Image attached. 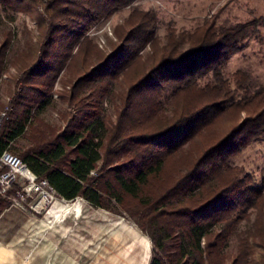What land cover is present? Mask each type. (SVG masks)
<instances>
[{"label":"trees","instance_id":"1","mask_svg":"<svg viewBox=\"0 0 264 264\" xmlns=\"http://www.w3.org/2000/svg\"><path fill=\"white\" fill-rule=\"evenodd\" d=\"M134 1L0 0L4 8L34 10L38 30L35 56H19L12 99L18 108L0 127V155L15 152L11 145L64 69L67 99L79 116L62 133L42 131L17 152L33 174L62 199L136 218L154 247L150 264H226L227 244L255 214L254 241L239 238L229 264H264L263 187L232 164L264 141V87L248 92L244 73L232 80L223 73L256 23L168 29L160 44L156 18L133 9L114 30L110 54L92 44L88 30ZM106 96L115 121L103 113Z\"/></svg>","mask_w":264,"mask_h":264},{"label":"rangeland","instance_id":"2","mask_svg":"<svg viewBox=\"0 0 264 264\" xmlns=\"http://www.w3.org/2000/svg\"><path fill=\"white\" fill-rule=\"evenodd\" d=\"M133 9L156 18L155 36L160 44L164 43L168 29L192 31L211 21L226 27L256 23L249 30L244 48L230 58L223 73L229 80L236 72L244 73L248 79V92L264 87V0H135L88 30L87 36L92 44L110 54L111 43L118 42L114 30L123 25ZM38 12H42L40 7ZM35 17L34 10L8 9L0 2V55L4 52L0 73V114L7 108L8 113L18 108L17 104H12V99L15 81L20 76L19 56L24 53L35 56L32 51L38 36ZM8 37L9 42L2 49ZM149 50L147 45L141 54ZM64 74L62 69L56 76L46 104L42 108H33L30 126L11 145L15 152L9 150V153L19 157L17 152L32 146L42 131L62 133L67 130V125H74L79 113L77 106L71 105L67 99L71 87L63 85ZM211 80L209 75L200 82ZM103 109L106 118L115 121L116 107L109 96L103 100ZM232 164L242 167L264 191L263 140L247 146ZM95 174L96 171L92 176ZM26 187V182H18L10 191L11 200L0 199V204L4 205L0 212V236L7 234L6 239L0 237V264H150L154 247L149 236L139 229L136 218L124 212L94 208L82 198L67 201L47 186L44 191L27 196L23 190ZM43 199V210L39 211L36 207ZM254 222L255 214H252L249 221L239 224L238 238L226 246V264L234 255L239 238L247 239L249 243L254 241L251 237L257 234ZM134 234L140 240H134ZM257 257L255 254L254 258Z\"/></svg>","mask_w":264,"mask_h":264},{"label":"built area","instance_id":"3","mask_svg":"<svg viewBox=\"0 0 264 264\" xmlns=\"http://www.w3.org/2000/svg\"><path fill=\"white\" fill-rule=\"evenodd\" d=\"M8 112L9 109L7 108L0 114V127L3 121L8 118ZM23 171H25L27 176H30L31 178L29 179L25 176L22 173ZM21 181L27 183V187L23 189L25 195L27 196H31L39 191H44L46 186L50 191L55 193L54 189L49 185L47 180L39 179L32 173L31 170H29L19 157L9 153L8 151H4L0 155V199L11 200L10 191L12 190V187Z\"/></svg>","mask_w":264,"mask_h":264},{"label":"bare ground","instance_id":"4","mask_svg":"<svg viewBox=\"0 0 264 264\" xmlns=\"http://www.w3.org/2000/svg\"><path fill=\"white\" fill-rule=\"evenodd\" d=\"M25 176H27V174H26V172L25 171H23L22 172ZM29 179L31 178L30 176H27ZM45 199H43L40 203H39V205H38V207H36L39 211H42L43 210V204H44V201ZM46 205V204H45ZM128 231H130L129 229H128ZM131 233V232H130ZM137 237V239H139V237L138 236H136ZM135 240V239H134ZM135 243V242H134ZM146 245H147V243H146Z\"/></svg>","mask_w":264,"mask_h":264},{"label":"crops","instance_id":"5","mask_svg":"<svg viewBox=\"0 0 264 264\" xmlns=\"http://www.w3.org/2000/svg\"><path fill=\"white\" fill-rule=\"evenodd\" d=\"M6 236H7V234H6V235H2V236H0V237H1V238H2V240H3V239H6ZM136 236H138V235L134 234V236H133V237H134V239H137V237H136ZM139 240H140V239H139ZM139 242H140V244H141V241H139ZM0 250H1V249H0ZM3 256H4V255H2V258H1V260L3 259ZM122 256H123V257H126V258H127V257H131V256H130V255H128V254H122ZM131 259H132V258H131ZM138 261H139V260H138ZM140 264H141V263H140Z\"/></svg>","mask_w":264,"mask_h":264}]
</instances>
